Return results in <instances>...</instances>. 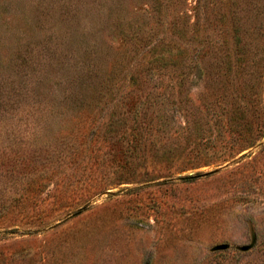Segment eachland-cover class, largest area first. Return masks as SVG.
<instances>
[{"label": "rangeland", "instance_id": "1", "mask_svg": "<svg viewBox=\"0 0 264 264\" xmlns=\"http://www.w3.org/2000/svg\"><path fill=\"white\" fill-rule=\"evenodd\" d=\"M238 116L264 0H0V264H264Z\"/></svg>", "mask_w": 264, "mask_h": 264}, {"label": "trees", "instance_id": "2", "mask_svg": "<svg viewBox=\"0 0 264 264\" xmlns=\"http://www.w3.org/2000/svg\"><path fill=\"white\" fill-rule=\"evenodd\" d=\"M200 54L202 55V57H210V53L207 52V50H203V48H199L196 52L195 55H197L198 57H200ZM181 53H171L170 54V59H173L172 61H174L175 63L178 61L179 56H181ZM242 119V117L238 116L236 117V127L235 129H232L231 131L240 135L244 141L246 140L247 142H249V144L253 145V143H255L256 141L260 140L261 137H263L264 132H260L258 133L257 131V127L252 126L249 122L247 123H240V120ZM245 141V142H246ZM250 145V146H251Z\"/></svg>", "mask_w": 264, "mask_h": 264}]
</instances>
